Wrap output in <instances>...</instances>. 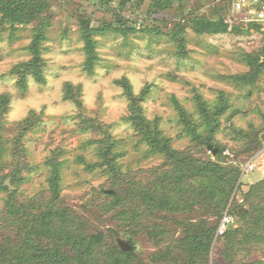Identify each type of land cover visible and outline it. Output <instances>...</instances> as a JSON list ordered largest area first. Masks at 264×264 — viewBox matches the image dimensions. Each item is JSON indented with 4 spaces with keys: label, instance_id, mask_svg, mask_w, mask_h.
Instances as JSON below:
<instances>
[{
    "label": "rangeland",
    "instance_id": "obj_1",
    "mask_svg": "<svg viewBox=\"0 0 264 264\" xmlns=\"http://www.w3.org/2000/svg\"><path fill=\"white\" fill-rule=\"evenodd\" d=\"M244 15L233 8V0H173L165 9H157L154 0H46L43 18L48 26L41 41L45 81L29 74L26 88H21L15 68L32 58L29 46L38 22L11 28L2 22L0 14V97L9 96L8 108L0 117V183L7 185L10 180L15 187L7 185L8 191H16L14 203L24 204L30 211L46 205L54 196L48 182L51 161L59 162L62 181L58 204L76 211L89 234L102 231L107 240L114 235L117 241L132 237L136 253L146 264H179L172 259L175 254L156 258L184 237L179 224L184 218L207 220L213 226L219 223L204 199L198 205L182 200L184 209L174 211L178 196L167 194L168 187L161 183L156 186L161 202L153 210L146 202L139 206L134 202L129 208L114 205L115 198L106 195L105 191L122 188L114 183L116 175L108 173V166L102 164L99 142L93 141L100 139V134L81 128L80 116L97 119L120 141L117 162L123 170L121 179L126 180L123 187L128 180H135L148 191L155 171L165 162L164 156L152 154L140 141L127 119L129 101L117 82L126 77L136 94L148 87L144 112L159 122L174 149L226 167L240 166L242 185L235 190V206L250 207L245 195L254 182L264 179V66L253 74L252 64L254 58L264 63V29L244 22ZM203 16L214 21L223 18L230 27L225 32L199 33L194 18ZM120 19L127 34L115 28ZM85 21L96 40L98 60L93 73L86 70ZM180 37L185 39L184 48ZM252 74V80L240 83L232 78ZM69 84L73 88L67 91ZM197 95L212 110L226 106L218 120L210 123L203 118ZM179 105L197 122L194 127L199 134L204 138L211 135L221 147L219 157L215 154L220 148L215 152L204 138L193 136ZM14 111L20 116L10 121L9 114ZM238 130L252 138L259 136L262 147L252 155L244 153L242 141L236 138ZM252 160L255 169L243 173L244 165ZM10 175L17 177L14 182ZM202 180L195 179V187L202 186ZM8 191L0 188V237L7 231L3 213L10 199ZM258 194L253 201L260 200ZM125 209L139 210L141 218L124 226L128 220ZM234 218V229L244 228L242 220ZM155 223L170 231L160 241L150 236ZM218 229L210 264H228L225 252L229 240L218 235ZM132 230L137 234H131ZM247 253L241 250L237 258L264 260V243L253 242Z\"/></svg>",
    "mask_w": 264,
    "mask_h": 264
},
{
    "label": "trees",
    "instance_id": "obj_2",
    "mask_svg": "<svg viewBox=\"0 0 264 264\" xmlns=\"http://www.w3.org/2000/svg\"><path fill=\"white\" fill-rule=\"evenodd\" d=\"M106 1V0H102ZM157 9H165L170 7L173 0H154ZM46 8V0H0V14L2 22L16 28L18 25L30 24L38 22L35 27V33L29 49L33 56L30 60L18 64L15 72L19 75L18 84L21 88H26L29 74L33 75L39 82H44L42 64L43 57L41 55V41L45 36V29L48 26L47 21L43 18ZM194 27L197 32L218 33L225 32L230 24L225 19L211 20L207 17H195ZM84 23L83 38L85 40L86 50V70L93 73L95 63L98 60L96 53V40L93 38L90 25L87 21ZM120 19L116 22L115 28L122 30L127 34V27ZM253 26L261 28L258 23H249ZM114 26L110 24V27ZM237 27V26H235ZM173 36H174V31ZM184 38L180 37L179 41L184 48ZM254 73L258 74L263 62H259L254 58L252 61ZM233 75L232 78L237 82L252 80L254 75ZM117 82L123 87L124 94L129 101V117L127 118L135 129V132L141 142H145L152 154H158L165 157V162L160 166V170H156V178L148 191L140 186L135 180H128V185L123 187L122 166L117 162L120 154V141L113 137L112 132L108 130L95 118H89L86 115L80 116L81 128H90L100 134V139L93 140L99 142L97 148L98 154L104 159L103 166H108V173L116 175L114 183L120 184V190L113 193L105 191L108 197L115 198L114 205H122L129 208V204L147 203L150 209H156L159 200L158 184H165L168 189L166 193L174 192L178 196V201L174 203V211L184 209L180 206V201H188L186 204L198 205L201 199H204L206 206L211 215L219 218L216 226L210 225L207 220L194 221L193 218L186 217L179 224L183 226L184 237L177 240L174 245L170 246L159 258L167 256L175 257L172 259L179 264H210L211 245L216 235L220 222L225 215L229 213L237 220H242L244 228L234 229V223L231 224L224 238H228L225 252V260L228 264H264V260L239 259L238 253L246 250L250 254V248L253 242L264 243V179L252 184V189L246 193L245 202L250 207H244L239 204L235 206L236 192L240 190L242 181L241 169L239 167H226L213 161L212 159L204 160L196 158L187 151L180 152L172 147L171 140L164 135L157 120H150L143 108V101L149 93L148 87L142 92L136 94L130 80L126 77L118 79ZM72 85L67 86V91L72 90ZM197 105L204 119L207 121L218 120L226 106L216 107L215 110L210 109L209 104L201 95L196 96ZM222 102L224 97L220 98ZM9 105L8 94L0 97V117L4 114ZM182 118L189 130L195 138H204L194 127L197 122L193 121L185 107L178 106ZM29 123V120H27ZM216 127V126H215ZM213 127V130L214 128ZM244 130L237 131L238 141H242L244 153L252 155L262 147V140L257 135L253 138ZM203 142L208 145L220 148L215 155L220 156L221 147L215 143L213 137L206 136ZM242 151V152H243ZM52 173L48 179L50 188L54 196L42 208L29 210L24 204H15L16 191H8L9 187L5 183H0V188L9 192L10 199L6 201V211L3 213V222L6 225V233L0 237V264H146L136 253V246L132 237L129 242L132 245L131 250H123L118 241L104 232L89 234L85 228L83 219L73 209L58 204L59 191L61 189V167L59 162L51 161ZM92 167V164H88ZM243 166V165H242ZM12 176L13 182L16 176ZM120 180L118 183L117 180ZM203 179L202 186L195 187L194 180ZM240 181V182H239ZM155 185V186H154ZM124 192L120 193V192ZM259 193V201H253L252 198L257 197ZM190 201V202H189ZM136 205V206H137ZM141 205V204H140ZM161 208V207H160ZM181 209V210H180ZM127 214V224L131 226L134 222L141 218V212L137 209L129 211L125 209L123 212ZM150 236L157 238L158 241L163 239L169 230L153 225ZM115 235L118 233L114 230ZM131 234H137L136 231H130ZM174 246V247H173ZM246 246V248H245ZM239 251V252H238ZM171 258V257H170Z\"/></svg>",
    "mask_w": 264,
    "mask_h": 264
},
{
    "label": "built area",
    "instance_id": "obj_3",
    "mask_svg": "<svg viewBox=\"0 0 264 264\" xmlns=\"http://www.w3.org/2000/svg\"><path fill=\"white\" fill-rule=\"evenodd\" d=\"M233 8L245 14L242 18L244 22L258 23L264 29V0H233ZM254 169V160L249 161L244 165L243 173L251 172ZM234 220V216L226 212L220 222L218 235H224Z\"/></svg>",
    "mask_w": 264,
    "mask_h": 264
},
{
    "label": "water",
    "instance_id": "obj_4",
    "mask_svg": "<svg viewBox=\"0 0 264 264\" xmlns=\"http://www.w3.org/2000/svg\"><path fill=\"white\" fill-rule=\"evenodd\" d=\"M210 148H211V149H214L215 152L218 151V148L214 147L213 145H210ZM6 183H7V185H8L11 189H15V187H13V186L10 184V180H7ZM108 192L113 193L114 191H113V190H109ZM118 243H119L120 247H121L123 250H131V249H132V245H131V243H130L128 240H124V239H122V238H119V239H118Z\"/></svg>",
    "mask_w": 264,
    "mask_h": 264
},
{
    "label": "clouds",
    "instance_id": "obj_5",
    "mask_svg": "<svg viewBox=\"0 0 264 264\" xmlns=\"http://www.w3.org/2000/svg\"><path fill=\"white\" fill-rule=\"evenodd\" d=\"M19 116H20V113L18 111L11 112L9 114V120L14 121V120L18 119Z\"/></svg>",
    "mask_w": 264,
    "mask_h": 264
}]
</instances>
